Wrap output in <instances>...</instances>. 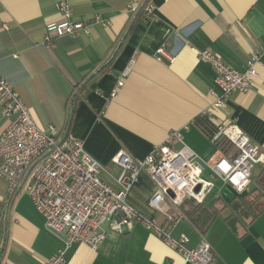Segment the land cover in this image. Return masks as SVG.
<instances>
[{"label":"crops","instance_id":"0c3cea01","mask_svg":"<svg viewBox=\"0 0 264 264\" xmlns=\"http://www.w3.org/2000/svg\"><path fill=\"white\" fill-rule=\"evenodd\" d=\"M58 1L0 0V76L39 128L53 125L61 136L72 133L110 168L102 180L117 186L119 168L111 163L117 151L143 159L172 129H181L185 143L213 163L220 151L198 123L203 117L212 132L219 123L236 121L264 158V55L253 87L233 92L219 107L214 106L219 94L214 71L198 58V51L207 49L243 70L251 51L264 45V0H64L74 20L89 23V33L52 36L46 45V24L63 19ZM130 4L137 6L134 13L128 11ZM146 5L152 6L151 14ZM163 42L175 55L172 63L154 55ZM119 79L122 85L116 88ZM5 125L0 114V134ZM254 167L241 194L216 181L203 203L217 199L221 211L207 229L200 231L187 218L170 229L171 236L186 235L188 247L206 240L214 264H264V164ZM154 190V181L141 171L127 202L162 225L163 217L147 204ZM6 196L0 178V264H44L62 241L45 229L24 190ZM243 196L258 204L245 223L229 218L227 207ZM104 228L96 250L74 243L64 263L190 264L140 223L120 231L107 223Z\"/></svg>","mask_w":264,"mask_h":264},{"label":"built area","instance_id":"2783aa9c","mask_svg":"<svg viewBox=\"0 0 264 264\" xmlns=\"http://www.w3.org/2000/svg\"><path fill=\"white\" fill-rule=\"evenodd\" d=\"M57 7L63 19L46 24L43 31L46 45L51 44L52 36L88 35L89 23L74 20L64 0H59ZM144 9L151 14V5ZM136 10L135 4L128 5L131 13ZM154 55L166 64L175 59L166 49V42L161 43ZM263 55L264 45L254 48L244 69L237 70L215 52L198 51V58L209 63L214 71L213 82L219 89L215 107L222 106L233 92L245 93L253 87L258 75L256 66ZM115 84L120 87L122 80ZM115 95L116 89L110 93L111 97ZM29 113L12 85L0 76V114L6 120L0 134V178L6 183V197L11 199L24 190L42 215L45 229L62 241V246L44 264H65L74 243L96 250L105 238L106 223L115 231L127 224L140 223L178 252L184 262L214 264V251L206 240L188 247L186 235L173 237L169 231L187 219L184 203L190 200L203 203L212 191L213 181H221L241 194L249 188L254 166L264 164L259 146L231 120L219 123L210 136L220 151L210 165L185 143L181 129L168 131L165 139L143 159L135 160L124 150L117 151L111 157V163L119 168L114 178L117 186L113 187L101 177L109 172L106 165L88 153L81 139L70 132L61 136L53 125L39 128ZM206 169L209 180L203 177ZM141 171L155 183L147 204L163 217L162 225L127 202ZM197 186L199 189L195 190Z\"/></svg>","mask_w":264,"mask_h":264},{"label":"trees","instance_id":"16d2710c","mask_svg":"<svg viewBox=\"0 0 264 264\" xmlns=\"http://www.w3.org/2000/svg\"><path fill=\"white\" fill-rule=\"evenodd\" d=\"M140 11L135 14V21L139 17ZM198 123L200 124L202 130L209 135H212V130L210 129L211 124L206 117L199 118ZM217 199L212 200L209 203H198L194 200L187 201L184 203L183 211L187 218L200 230L204 231L207 229L214 218L220 213L221 209L216 204ZM255 201H249L245 196L237 198L236 200L229 203L227 206L230 210L229 218L237 220L241 223H245L251 220L256 212L254 208Z\"/></svg>","mask_w":264,"mask_h":264},{"label":"rangeland","instance_id":"374dc122","mask_svg":"<svg viewBox=\"0 0 264 264\" xmlns=\"http://www.w3.org/2000/svg\"><path fill=\"white\" fill-rule=\"evenodd\" d=\"M209 163V165L212 163L211 161H208ZM108 170L110 169L109 167L107 168ZM110 171V170H109ZM255 171H256V167H254L253 168V170H252V173H255ZM208 175L205 173V174H203V177L206 179V180H209V178L207 177ZM215 185H216V181H213V188L215 187ZM257 206H258V204L257 205H255L254 206V208L256 209L257 208Z\"/></svg>","mask_w":264,"mask_h":264},{"label":"water","instance_id":"95a60500","mask_svg":"<svg viewBox=\"0 0 264 264\" xmlns=\"http://www.w3.org/2000/svg\"><path fill=\"white\" fill-rule=\"evenodd\" d=\"M198 189H199V186H197L195 190H198Z\"/></svg>","mask_w":264,"mask_h":264}]
</instances>
